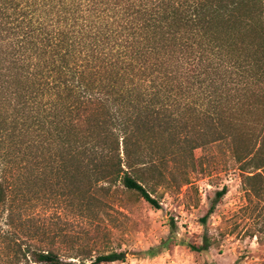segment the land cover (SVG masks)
Masks as SVG:
<instances>
[{"label": "trees", "instance_id": "16d2710c", "mask_svg": "<svg viewBox=\"0 0 264 264\" xmlns=\"http://www.w3.org/2000/svg\"><path fill=\"white\" fill-rule=\"evenodd\" d=\"M263 20L264 0H0V264L123 261L44 217L121 193L158 208L190 116L228 139L246 180L261 175ZM252 112L239 147L225 125Z\"/></svg>", "mask_w": 264, "mask_h": 264}, {"label": "rangeland", "instance_id": "374dc122", "mask_svg": "<svg viewBox=\"0 0 264 264\" xmlns=\"http://www.w3.org/2000/svg\"><path fill=\"white\" fill-rule=\"evenodd\" d=\"M246 117L248 123L235 114L224 124L234 134L245 132L239 147L254 132L257 114ZM187 124L184 152L175 155L177 162L152 193L158 208L131 193L84 202L83 210L73 200L48 213L45 225L93 252H124L123 261L106 264H264V170H254L261 175L246 180L231 158L228 139L219 138L211 121L190 116ZM155 137L164 146L170 142L168 135ZM194 139L201 145L191 148ZM222 188L225 193L217 198ZM204 238L206 250L190 247Z\"/></svg>", "mask_w": 264, "mask_h": 264}]
</instances>
